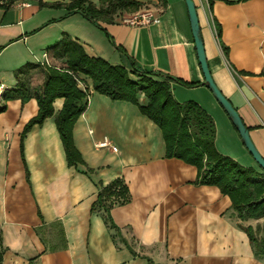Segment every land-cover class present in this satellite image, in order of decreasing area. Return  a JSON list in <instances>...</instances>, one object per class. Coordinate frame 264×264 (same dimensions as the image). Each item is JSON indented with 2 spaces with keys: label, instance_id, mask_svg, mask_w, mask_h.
Instances as JSON below:
<instances>
[{
  "label": "crops",
  "instance_id": "obj_1",
  "mask_svg": "<svg viewBox=\"0 0 264 264\" xmlns=\"http://www.w3.org/2000/svg\"><path fill=\"white\" fill-rule=\"evenodd\" d=\"M137 1L146 6L120 12L113 23L100 21L106 32L80 13L41 6L71 0H13L0 6V85L16 87L15 71L45 53L54 59L50 48L68 33L90 56L113 65L130 69L133 61L140 70L201 83L173 82L175 98L197 101L214 117L221 153L262 170L205 85L185 0H168L167 7L159 0ZM194 1L212 76L264 157V0H214L212 6L210 0ZM148 12L159 21L130 22ZM63 104V98L56 99V113ZM38 110L36 98L25 104L15 99L0 113L2 264H264L230 197L217 186L196 184V166L167 158L162 130L137 105L92 87L74 126L85 161L77 167L68 165L55 117L32 127L21 148L24 129ZM104 141L109 145L102 146ZM116 178L124 179L131 199L112 207L110 226L105 210L92 205L101 184Z\"/></svg>",
  "mask_w": 264,
  "mask_h": 264
},
{
  "label": "trees",
  "instance_id": "obj_2",
  "mask_svg": "<svg viewBox=\"0 0 264 264\" xmlns=\"http://www.w3.org/2000/svg\"><path fill=\"white\" fill-rule=\"evenodd\" d=\"M167 7L168 0H159ZM214 0H210L212 6ZM247 0H236V3ZM97 6L91 0H71L67 4L41 3V6L60 7L67 15L80 13L106 32L100 21L113 23L122 12H137L146 6L137 0H101ZM5 7V6H4ZM221 36V29L218 30ZM50 49L52 57L63 62V66L49 62L28 63L15 71L16 87L3 88L0 113L7 109V102L20 99L23 104L36 98L39 110L30 119L22 134L23 140L35 125L55 117L63 141L69 166L85 164L81 152L75 145L74 126L87 109L92 87L94 91L109 96L114 101H128L139 107L142 114L154 121L162 130L166 144V157L178 158L198 169L195 181L198 185L217 186L232 201V209L240 220V227L248 234L256 255L264 256V171L244 166L236 159L221 153L216 146V122L214 117L197 101H178L172 83L187 87L200 85L161 72L140 70L132 61V68L113 65L101 57L90 56L84 46L64 33ZM228 56V47H225ZM44 74L41 85L31 81L33 71ZM86 78L92 80V87ZM86 83L84 88L80 83ZM141 95L144 96L143 101ZM64 99L61 110L56 113L54 102ZM28 174V173H27ZM29 175V174H28ZM131 199L128 185L122 178L109 184H101L92 210L103 208L106 221L114 226L111 209L116 204ZM250 220H263L256 226L245 225ZM4 248L0 247V264Z\"/></svg>",
  "mask_w": 264,
  "mask_h": 264
},
{
  "label": "water",
  "instance_id": "obj_3",
  "mask_svg": "<svg viewBox=\"0 0 264 264\" xmlns=\"http://www.w3.org/2000/svg\"><path fill=\"white\" fill-rule=\"evenodd\" d=\"M185 2L189 12L192 34H193L199 62L205 78V85L212 91L218 102L222 105L226 113L229 115L234 126L238 130L245 147L253 156V158L256 160L260 168L264 171V157L261 155L256 145L254 144L252 137L250 135L249 128L244 123L242 117L240 116L239 112L234 107L232 102L220 90V88L218 87L212 76V72L210 70L208 58L206 55V49L201 31L199 14L197 11V6L195 4V1L185 0Z\"/></svg>",
  "mask_w": 264,
  "mask_h": 264
},
{
  "label": "built area",
  "instance_id": "obj_4",
  "mask_svg": "<svg viewBox=\"0 0 264 264\" xmlns=\"http://www.w3.org/2000/svg\"><path fill=\"white\" fill-rule=\"evenodd\" d=\"M13 0H0V6L1 7H4V6H7L9 5ZM19 5H28V2L27 1H20L18 3ZM159 21V18L157 16H155L152 12H148V13H145V14H142L141 16H135L130 22L132 24H138V23H141V24H150V23H155V22H158ZM45 62H49V56L47 53H45V61L42 62L41 64L45 63ZM80 85L84 88L87 87V84L86 83H80ZM3 88L4 86L1 84L0 85V97H1V94H2V91H3ZM102 146H107L109 145V141H104L103 143H101ZM114 150H117V148L114 147Z\"/></svg>",
  "mask_w": 264,
  "mask_h": 264
},
{
  "label": "rangeland",
  "instance_id": "obj_5",
  "mask_svg": "<svg viewBox=\"0 0 264 264\" xmlns=\"http://www.w3.org/2000/svg\"><path fill=\"white\" fill-rule=\"evenodd\" d=\"M42 54L44 52H41ZM43 58V57H42ZM50 60V63L52 65H57V66H63V62L60 61V60H57V59H49ZM45 61V56L42 60H39L38 63H42ZM44 74L41 73L39 70H36V71H33L32 74H31V81L34 85H41L42 82L44 81Z\"/></svg>",
  "mask_w": 264,
  "mask_h": 264
}]
</instances>
